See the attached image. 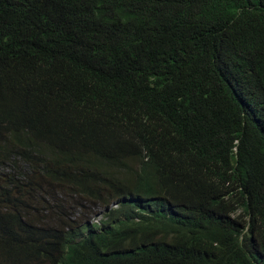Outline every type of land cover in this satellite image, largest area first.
Listing matches in <instances>:
<instances>
[{
  "label": "trees",
  "instance_id": "obj_1",
  "mask_svg": "<svg viewBox=\"0 0 264 264\" xmlns=\"http://www.w3.org/2000/svg\"><path fill=\"white\" fill-rule=\"evenodd\" d=\"M0 264H264V0H0Z\"/></svg>",
  "mask_w": 264,
  "mask_h": 264
},
{
  "label": "clouds",
  "instance_id": "obj_2",
  "mask_svg": "<svg viewBox=\"0 0 264 264\" xmlns=\"http://www.w3.org/2000/svg\"><path fill=\"white\" fill-rule=\"evenodd\" d=\"M113 206L116 207V206H117V203H114ZM248 219H249V216H248ZM96 221L99 222V221H98V218L96 219ZM249 226H250V225H249Z\"/></svg>",
  "mask_w": 264,
  "mask_h": 264
},
{
  "label": "rangeland",
  "instance_id": "obj_3",
  "mask_svg": "<svg viewBox=\"0 0 264 264\" xmlns=\"http://www.w3.org/2000/svg\"><path fill=\"white\" fill-rule=\"evenodd\" d=\"M96 218H98V221H100V219H101V214H98V215L96 216Z\"/></svg>",
  "mask_w": 264,
  "mask_h": 264
}]
</instances>
